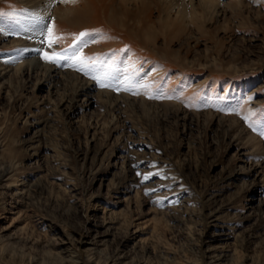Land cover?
Masks as SVG:
<instances>
[{"label":"rangeland","instance_id":"1","mask_svg":"<svg viewBox=\"0 0 264 264\" xmlns=\"http://www.w3.org/2000/svg\"><path fill=\"white\" fill-rule=\"evenodd\" d=\"M0 264H264V0H0Z\"/></svg>","mask_w":264,"mask_h":264},{"label":"bare ground","instance_id":"2","mask_svg":"<svg viewBox=\"0 0 264 264\" xmlns=\"http://www.w3.org/2000/svg\"><path fill=\"white\" fill-rule=\"evenodd\" d=\"M210 1V0H209ZM217 4V3H216ZM41 17H45V15H41ZM39 18V17H38ZM38 18H36V19H38ZM40 19V18H39ZM38 26L40 27L41 26V24H38ZM26 47V49H27V52L28 53H33V52H35V51H37L38 49H40V48H42V47H46L45 46V44L43 43V40L41 39L40 41H39V39L37 40V41H35V42H31V43H29V44H27V45H25ZM39 64H37L36 66H34V68H32L33 70L32 71H34L35 69H37V68H39ZM48 74L49 75H51L52 76V74L53 73H60V71L58 70V68H56V67H52V66H49L48 67ZM65 73V72H64ZM54 74V75H55ZM67 74V73H66ZM60 75V74H59ZM56 76V75H55ZM60 76H62V75H60ZM64 76H67V75H64ZM69 76V78H70V75H68ZM67 76V77H68ZM67 77H66V79H67ZM64 79H65V77H63ZM71 78H74V79H78L77 77H75L74 76V74H73V76H71ZM70 81H72L73 82V80L71 79ZM75 81V80H74ZM78 81V80H77ZM83 82V81H82ZM77 83V82H76ZM79 84H80V86H79V91H89L91 88H93L94 86H93V84L92 83H90V82H88V83H80L79 82ZM90 93V92H89ZM106 93V92H105ZM105 93H103V94H105ZM107 97V96H106Z\"/></svg>","mask_w":264,"mask_h":264},{"label":"snow or ice","instance_id":"3","mask_svg":"<svg viewBox=\"0 0 264 264\" xmlns=\"http://www.w3.org/2000/svg\"><path fill=\"white\" fill-rule=\"evenodd\" d=\"M85 35H87V33H81V34H80L81 37H83V36H85Z\"/></svg>","mask_w":264,"mask_h":264}]
</instances>
